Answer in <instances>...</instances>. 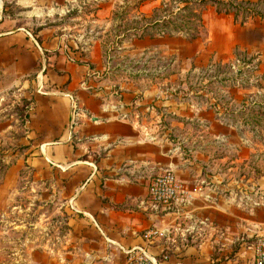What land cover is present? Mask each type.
<instances>
[{
    "label": "rangeland",
    "instance_id": "1",
    "mask_svg": "<svg viewBox=\"0 0 264 264\" xmlns=\"http://www.w3.org/2000/svg\"><path fill=\"white\" fill-rule=\"evenodd\" d=\"M162 1L169 0H28V8L20 0L0 3L13 20L10 29L24 27L40 44L58 41L74 61L101 72L97 88L104 91L107 113L120 119L132 115L175 142L190 136L196 138L195 146L204 138L202 149L246 176L235 201L264 207V188L257 181L264 179V45L247 49L263 37L264 23L248 20L244 32H237L242 42L231 48L216 38L211 41L217 33L225 41L221 31L228 24L217 22L210 5L203 9V21L217 24L214 34L205 27L197 39L168 36L161 33L163 25L143 32L146 24L171 13L154 14ZM48 90L37 74L14 81L0 69V264L64 263L53 259L54 252H66L72 242L66 194L59 188L67 178L49 161L39 160L38 137H30L35 95ZM124 93L131 94L130 104L124 103ZM196 106L203 107L201 119L223 122L214 131L234 143L213 144L193 114ZM69 121L70 113L68 130ZM260 214L264 219L262 209L255 217Z\"/></svg>",
    "mask_w": 264,
    "mask_h": 264
},
{
    "label": "crops",
    "instance_id": "2",
    "mask_svg": "<svg viewBox=\"0 0 264 264\" xmlns=\"http://www.w3.org/2000/svg\"><path fill=\"white\" fill-rule=\"evenodd\" d=\"M20 3L30 6L28 0ZM216 14L217 22L228 24L221 31L227 43L219 33L211 41L216 38L230 48L242 42L237 32L246 23H236L230 14ZM12 21L0 3V69L14 81L35 74L46 81L49 90L35 95L30 137H38L43 155L39 160L49 161L58 175L67 178L59 188L66 194L63 205L72 242L66 252H54L53 259H64L59 264H129L126 250L144 247L161 264H255L254 244L264 230L263 215L255 216L264 207L251 208L241 198L235 201L246 176L237 175L230 162L223 167L224 158L202 149L203 137L209 136H202V143L195 146L196 138L190 136L175 142L154 134L132 115L127 119L110 115L103 107L104 91L97 88L101 82L97 68L74 61L58 41L40 44L24 27L10 29ZM205 25L215 33L216 23ZM263 37L246 48L252 52L262 47ZM51 51L57 52L47 53ZM66 93L79 100L85 114L71 138L67 128L71 99ZM127 96L131 94L124 96V103L130 104ZM194 111L201 119L203 107ZM199 123L211 130L206 135L213 144L234 143L214 131L223 122L211 117ZM167 169L185 182L191 202L155 209L148 199L149 182ZM257 181L264 188V179ZM149 230L163 234L146 237Z\"/></svg>",
    "mask_w": 264,
    "mask_h": 264
},
{
    "label": "trees",
    "instance_id": "3",
    "mask_svg": "<svg viewBox=\"0 0 264 264\" xmlns=\"http://www.w3.org/2000/svg\"><path fill=\"white\" fill-rule=\"evenodd\" d=\"M170 5L173 6V11ZM209 5L214 6L219 14L232 15L238 24H245L253 18L264 20V0H169L162 1L153 11L156 15L160 11L167 10L171 13L156 18L149 25L146 24L143 32L150 28L149 26L163 25L165 29L161 30V33L164 35L181 33L190 39H196L206 27L203 21V9ZM178 20L180 23L177 22Z\"/></svg>",
    "mask_w": 264,
    "mask_h": 264
},
{
    "label": "built area",
    "instance_id": "4",
    "mask_svg": "<svg viewBox=\"0 0 264 264\" xmlns=\"http://www.w3.org/2000/svg\"><path fill=\"white\" fill-rule=\"evenodd\" d=\"M44 84L40 83L39 88L42 90ZM71 99V111L69 121L70 138L74 135L75 128L79 125L80 118L84 114L78 100L71 94L66 93ZM127 118L125 115L123 117ZM191 192L185 182L172 169H167L156 176L152 177L148 186V199L152 203L153 208L161 207L170 208L177 202L188 204L191 202ZM156 234H163L159 230H149L146 237ZM128 254L129 264H161L152 258L144 247H133L126 250ZM164 260L168 259V255L164 253ZM255 264H264V230H262L254 244Z\"/></svg>",
    "mask_w": 264,
    "mask_h": 264
},
{
    "label": "water",
    "instance_id": "5",
    "mask_svg": "<svg viewBox=\"0 0 264 264\" xmlns=\"http://www.w3.org/2000/svg\"><path fill=\"white\" fill-rule=\"evenodd\" d=\"M94 119H96V118H94Z\"/></svg>",
    "mask_w": 264,
    "mask_h": 264
}]
</instances>
